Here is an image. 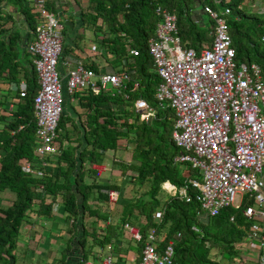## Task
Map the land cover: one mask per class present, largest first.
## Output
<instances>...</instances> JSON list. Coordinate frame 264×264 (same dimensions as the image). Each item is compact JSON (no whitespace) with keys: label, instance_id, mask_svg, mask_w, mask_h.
Masks as SVG:
<instances>
[{"label":"trees","instance_id":"obj_1","mask_svg":"<svg viewBox=\"0 0 264 264\" xmlns=\"http://www.w3.org/2000/svg\"><path fill=\"white\" fill-rule=\"evenodd\" d=\"M260 1L264 3V0ZM87 2L92 9L88 14L90 24L95 32L101 34L99 44L110 55V64L118 73L127 71L132 80L137 81V87L133 91L127 88L113 96L89 90L71 94L78 98L80 108L85 111V122L78 120L83 133L78 135L77 124H73L62 110L56 129L55 142H59L57 152L47 158L51 168L45 167L43 175L37 176L27 171L24 164L27 163L32 169L39 168L33 153L35 119L32 105L38 85L33 64L23 44L24 38L15 27L11 12L8 13L11 8L14 13L19 10L32 30V7L26 4L27 0H0V80L19 86L22 79L25 84L22 95L19 89L13 95L17 101L15 108L9 111L10 118L1 119L0 193L9 191L13 199L3 207L0 196V264H14L13 250L17 236L33 204L37 206V216H48L52 203L59 200L71 221L79 216L81 220L84 213L96 220L108 219V215L98 212L96 205L91 206L87 202L93 189L100 196L97 201H100L105 198L104 194L99 193L101 188L117 190L118 186L111 183L97 185L94 172L89 168L93 163H101L105 152L114 151L120 140H125L130 146V161L119 164L121 172H131L128 181L139 192L137 194L132 190L137 195L115 210L118 211L117 222L105 225L101 235L95 234L94 227H89L92 243L100 247L112 244L123 222L134 223L139 219L143 235L149 227L163 231L161 246L176 232L179 233L174 241L171 264H223L224 254L229 264L239 261L240 251L234 245L245 238L248 224L238 209L226 206L216 215L201 221L196 217L198 203L190 190V201L186 202L176 194L162 200V182L168 181L179 189L186 178L194 177L196 173L186 164L173 161L178 151L171 140L173 114L168 108H159L153 97L159 79L150 70L147 39L153 36L159 21L154 9L160 5L174 14L176 35L181 44L199 49L202 44L210 43L213 22L208 18V27L203 29L192 13L204 4L215 9L227 8L229 13L225 20L234 49V60L255 62L264 75V10L251 11L247 0H219L217 4L212 0ZM103 29L107 31L104 33ZM128 48L135 49L137 54H128ZM123 94L127 95L126 99ZM138 97L146 100L156 111L149 122L139 121L132 110L131 101ZM66 124H69V129ZM72 131L76 134L75 145L69 143ZM182 168L188 171L187 176L181 174ZM86 174H91L89 183L84 182ZM39 185L42 189L37 192ZM155 209L161 210V217L156 220L152 218ZM72 227L75 225L72 224ZM80 227L83 228L81 221ZM83 232L86 236L87 232L84 229ZM213 253H217L218 258Z\"/></svg>","mask_w":264,"mask_h":264},{"label":"built area","instance_id":"obj_2","mask_svg":"<svg viewBox=\"0 0 264 264\" xmlns=\"http://www.w3.org/2000/svg\"><path fill=\"white\" fill-rule=\"evenodd\" d=\"M201 10L213 22L209 44L199 49L183 46L176 35L174 14L160 5L154 9L159 21L153 36L147 39L151 71L159 79L153 97L159 108H168L173 114L171 140L178 148L173 161L186 164L196 173L186 178L179 189L168 181L163 188L186 202L193 197L198 203L196 217L201 221L226 206L238 209L248 224L244 239L254 243H245L243 239L234 246L245 252L253 248L256 254L254 258L240 254L239 261L233 264H264V75L257 63L234 60L225 20L228 9L204 4ZM32 11L34 25L26 51L31 56L38 85L32 105L33 153L39 168L32 169L27 163L24 167L41 176L50 165L47 158L57 152L55 139L63 89L68 94L89 90L113 96L127 88L133 91L137 81L127 71L94 72L80 61L73 64L67 61L69 68L64 83L61 82L57 71L62 51L58 20L45 7L44 0H33ZM89 48L93 51L95 45ZM127 51L133 56L137 54L133 48ZM24 89L25 84L20 82V95ZM123 97L126 99L127 95ZM131 104L139 121L149 122L155 117L154 107L143 98H135ZM102 169L103 165L98 166L94 177ZM41 189L39 185L37 192ZM105 194L109 203L117 201L116 190L106 189ZM55 207L53 202L51 210ZM160 217L161 210L155 209L152 218ZM121 226L139 244L135 264L172 263L178 232L160 247L155 227H149L143 235L133 223L126 221ZM191 228L196 230L194 226ZM96 264H119L112 257L110 245L104 247V254Z\"/></svg>","mask_w":264,"mask_h":264},{"label":"crops","instance_id":"obj_3","mask_svg":"<svg viewBox=\"0 0 264 264\" xmlns=\"http://www.w3.org/2000/svg\"><path fill=\"white\" fill-rule=\"evenodd\" d=\"M33 0H27V5L32 7ZM45 6L50 9L56 16L59 24V28L62 34V51L57 61V71L59 73L61 82L64 83L66 72L69 68L68 62L72 64L75 61H80L83 65L91 68L94 72H111L115 71L110 64V55L105 52L103 45L97 44L100 42L101 34L94 31V27L90 24L89 12L92 10L87 0H44ZM13 11V12H12ZM14 19V25L19 29L25 44V50L27 42L30 40L32 30H30L23 18V14L18 10L14 13V9H9ZM31 13L33 11L31 10ZM201 14H204L201 10V6L192 13L194 18L200 23V27L205 29L204 20ZM207 16V15H206ZM208 18V17H207ZM98 25L97 22H95ZM107 30L103 29L105 33ZM95 45V50H90V45ZM203 45V44H202ZM201 47V46H200ZM27 57L31 60V56L27 52ZM151 70V69H150ZM22 81V79H21ZM16 86L12 82H5L0 80V129L3 126V120L10 118V112L15 108L14 93L17 91ZM102 93V92H98ZM105 93V92H103ZM63 105L62 110L65 115L70 117L73 124H77L78 135H82L78 120L85 122V111L80 108L78 98L71 94L66 93L63 89ZM3 101V104H2ZM69 129V124H66ZM71 145H75V131H72ZM74 139V140H73ZM84 143L82 142L81 145ZM58 147L59 142L56 141ZM130 146L126 141L120 140L117 143V147L114 151H106L105 158L107 162H111V167L106 170V167L100 171V174L96 177L95 183L99 186L106 184H114L118 186L117 193L118 198L115 204L105 202L106 194L104 188L100 189L99 193L105 195L104 200L97 201L98 194L93 189L88 200V204L96 205L98 212L107 216L108 219L96 220L92 216H88L84 213L75 220L68 219L66 213L63 211L62 205L59 200L56 202V207L50 212L48 216L38 215L35 213L37 206L33 204L31 209L27 211V217L20 227L19 234L17 236L16 245L13 250L14 264H25L23 258H28L27 264H96L104 254V247L106 245L111 246V254L113 259L119 264H135L139 258V244L133 242L128 235L123 231L120 225L117 230V236L113 240L112 244H106L102 247L96 246L92 243V239L88 233L91 228H95V234L101 235L102 229L105 225L111 222H117V215L115 210L126 202H128L132 196L138 194L136 190L128 181L131 174L130 171H126L124 174L121 172L120 163L128 164L130 161ZM117 152V155H116ZM102 163V162H101ZM55 164V163H53ZM102 164L93 163L90 165L92 173ZM115 166V168L113 167ZM51 168L50 166H48ZM91 174L84 176V182L89 183L91 180ZM94 176V175H93ZM184 176V175H183ZM166 181L162 182V200L166 196H172V193L165 190L163 185ZM170 183V182H169ZM137 191L134 195L133 191ZM1 205L6 207L13 199L12 193L4 191L0 193ZM78 198V196H77ZM79 200V198L77 199ZM96 201V202H95ZM78 202V201H77ZM80 221L83 224V228L80 227ZM72 224L75 227H72ZM133 224L140 228L141 220L135 221ZM83 229L87 232L84 236ZM163 230V229H162ZM163 231H156V239L160 243L163 239ZM158 246H161L158 244ZM159 248V247H158ZM248 248V252L242 254L244 258L255 257V250ZM254 252L253 254H250ZM24 256V257H23ZM223 264H229L224 260Z\"/></svg>","mask_w":264,"mask_h":264},{"label":"rangeland","instance_id":"obj_4","mask_svg":"<svg viewBox=\"0 0 264 264\" xmlns=\"http://www.w3.org/2000/svg\"><path fill=\"white\" fill-rule=\"evenodd\" d=\"M247 2H248V7L250 8V10L251 11H253V12H262L263 10H264V3L263 2H261L260 0H247ZM202 15V17H203V20H204V26L207 28L208 27V18H207V16H206V14L204 13V14H201ZM97 44H99V42L97 43ZM163 104H165V102L163 103ZM123 141H125V140H123ZM116 155H117V152H116ZM105 158V157H104ZM103 166H105L106 167V170H108L112 165H111V162L110 161H106V160H102V163H101ZM111 165V166H110ZM114 168H115V166H113ZM181 174L182 175H184V176H187L188 175V171L187 170H185V168H182V170H181ZM244 242L245 243H247V242H250V243H254L253 241H250V240H248V239H244ZM251 250H254L253 248L251 249ZM245 249H243L242 247H241V251H240V254L242 255V254H245ZM254 252H251L250 251V254H253ZM212 255H214V257L215 258H218L217 256V253H213ZM15 257H17L16 255H15ZM24 257V256H23ZM223 260H225V259H227V257H226V255L224 254L223 255ZM23 260H24V263L25 264H27L28 263V258L27 257H25V258H23Z\"/></svg>","mask_w":264,"mask_h":264},{"label":"clouds","instance_id":"obj_5","mask_svg":"<svg viewBox=\"0 0 264 264\" xmlns=\"http://www.w3.org/2000/svg\"><path fill=\"white\" fill-rule=\"evenodd\" d=\"M20 82H23V81H20ZM20 82H19V84H20ZM24 83V82H23ZM18 89H19V86H18Z\"/></svg>","mask_w":264,"mask_h":264}]
</instances>
